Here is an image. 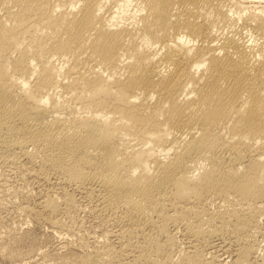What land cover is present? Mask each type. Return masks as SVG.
Instances as JSON below:
<instances>
[{
    "label": "bare ground",
    "instance_id": "1",
    "mask_svg": "<svg viewBox=\"0 0 264 264\" xmlns=\"http://www.w3.org/2000/svg\"><path fill=\"white\" fill-rule=\"evenodd\" d=\"M253 1L0 0V162L60 189L30 214L61 228L79 192L112 215L133 252L125 264H222L207 248L229 233L241 243L231 264L253 263L264 241V7ZM172 227L193 236L186 249ZM12 235L0 238L9 259L23 242ZM106 249L76 259L121 264L123 249Z\"/></svg>",
    "mask_w": 264,
    "mask_h": 264
},
{
    "label": "rangeland",
    "instance_id": "2",
    "mask_svg": "<svg viewBox=\"0 0 264 264\" xmlns=\"http://www.w3.org/2000/svg\"><path fill=\"white\" fill-rule=\"evenodd\" d=\"M253 2L250 4L251 8L249 9V11H252V9L253 10L254 9H258L261 5L264 7V0H254ZM258 4H259V6H258ZM6 167L7 166L5 164L3 165V163L0 162V170H1L0 171V177H1V179L3 177L5 178V180H4V178L2 179V181L0 180L2 184L4 183L3 186L5 188L4 190H2L3 186L1 187V184H0V187H1V189H0V195H1L0 196V238L2 236L1 240L8 241V240H11V238L13 236L12 234L18 233V235L22 237L21 241H23V242H20L21 244L19 243L18 251L19 250L20 251L18 252V255L16 257H14V259L13 258L9 259L8 257H5L4 255H2L0 253V264H18V263L19 264H82V263L78 262V260L76 259V258L79 259L78 255L82 254V256H84L85 254H92V252L93 253L96 252V254H97V252H98L97 250H99V249H100L99 251H101V253L102 252L104 253V251L107 250L106 248H108V246H112V247L114 246L118 250L123 249L121 251L120 260L123 258V255L126 258V260H125V258H123L122 260H124L125 262H129V256H131L130 258H133V256H132L133 252H131L132 254L127 252L128 255L124 254V252H126V248L128 249V247H124L123 241L119 237V234H118L120 232L118 227L116 228L115 224L112 225L114 223L113 220L111 219L112 215L108 211H104V210H100L98 208H95L96 206H95V204H93V203H95V201L93 199H91V198L89 199V197H86V196L80 194L79 192L73 193V194H75L74 196L76 197L75 198V201H76L75 203H78V204H76L78 206L73 205L69 209L68 212H67V210H63L58 215L57 219L58 220H59V218L61 219V220H59L61 228L59 226H58V228L57 227L53 228V226L52 225L50 226V224L47 221H44V219L40 220L38 218L33 217L30 214L28 209L30 207L35 206L37 204V202L41 201L44 197H46L51 192L52 193H53V191L54 192H59L60 189H58L56 187L57 188V191H56L55 187H51L50 184L45 183V182H40L39 183V182H35L34 180H31L30 182H25V181L21 180L23 183L21 181L19 182L20 179L16 178L17 176L14 173L13 174L11 173L12 175L11 174L7 175L8 172H5V171H7ZM3 174H5V175H3ZM6 176H7V178H6ZM8 176H10L9 179H8ZM16 179L18 180V182H17ZM3 180H4V182H3ZM6 180L8 181L9 185L7 184ZM16 183H18V184H16ZM24 183H27V185L24 184ZM7 185L10 188L9 189L10 193H12L14 191L13 190L14 188L18 187V189L17 190L15 189V191H14L16 193L18 191L17 195H16V193L10 194L8 192ZM13 186H14V188H13ZM19 186L23 187V189H24V187H27V189L29 188L30 190L28 189L29 191L27 192V189H24L25 190L24 191L23 189L19 188ZM47 187H49V188H47ZM69 188H68V190L71 191L72 188H70V189ZM22 190H23V192H22ZM20 191L22 193H20ZM26 193H28V194L26 195ZM24 195H25V197H24ZM30 195H32V196H30ZM2 196H3V198H2ZM6 196L9 197L10 199L7 198ZM28 197H30V198H28ZM24 200H25V202H24ZM91 200H92L93 203L91 202ZM9 201H10V203H8ZM13 201H14V203H13ZM32 202H33V204H32ZM22 207H24V210H23ZM18 208H21V209L17 210ZM25 210H26V212H25ZM84 210H85V212H84ZM98 210H99V212H98ZM93 213H94V215H93ZM75 215H76L77 218L74 217ZM101 216H103V217H101ZM21 219H22V221H21ZM32 220H34V221H32ZM44 222H46V223H44ZM61 222H63V225L65 224L64 227H62L63 225L61 224ZM260 222H262V223L264 222V217H262L260 219ZM101 225H103V226H101ZM55 228H57V229H55ZM53 229H55V231H53ZM116 229H118V230H116ZM177 229L176 228L174 229L173 227L171 228V232L173 231L172 233L174 234L175 238L177 237L176 238V240H177V244L176 245H178L177 246L178 248L177 247L176 248L180 249V248H184L185 247V249H186L190 245L189 243L192 242L194 238H193V236H191V234L186 229H184V228H180V229L177 228ZM75 230L77 232H75ZM12 231L14 233H12ZM104 231L108 233L107 237H105L106 235H104L105 234ZM9 232H11V233H9ZM60 232H61V234H60ZM141 232H143V231H141ZM8 235H11V236H8ZM108 236H109V238H108ZM8 237L9 238L11 237V238L9 239ZM118 238H119V240H118ZM190 239L192 241H189ZM229 239H231V240L229 241ZM262 239H263L262 236L258 233L256 240L257 241L260 240L259 241L260 244H259V242L256 243L257 247H258L257 248L258 250L256 251V254L253 255L252 260H251L253 263H251V264H255V263L259 264L260 260L263 259L262 257L264 256V245H263L264 241ZM116 240H118V241H116ZM256 240H255V242H256ZM97 241H98V243H97ZM134 241H135V238H134ZM180 241L183 242V243H181ZM261 242H262V246H261ZM67 243H69V244L67 245ZM239 243L240 242H238V240L235 238L234 234L229 233V235L227 234L223 238H220V237L219 238H215L213 243H212V245L209 246L207 248V250H208L209 253H211V252L213 253L214 252L213 255H215L217 263H222L223 262L222 264H228V263L231 264V263L234 262V260L237 257V251L236 250H238L240 248ZM186 244H189V245H186ZM226 252H227V254H226ZM98 253H100V252H98ZM209 253H208V255L211 256V254H209ZM125 255H127V257ZM64 256H69V257H64ZM256 256H257V258H255ZM97 258L98 259H102V255L98 256ZM258 259H259V262H257ZM122 260H121V264H125V262L122 261ZM117 261H118V259H117ZM107 262H105V263L103 262V263L104 264H106V263L109 264L110 263L109 261H107ZM116 262L115 263L111 262L110 264H116Z\"/></svg>",
    "mask_w": 264,
    "mask_h": 264
}]
</instances>
